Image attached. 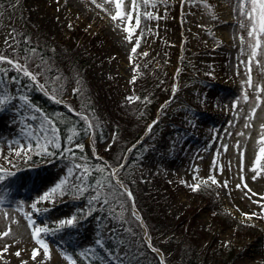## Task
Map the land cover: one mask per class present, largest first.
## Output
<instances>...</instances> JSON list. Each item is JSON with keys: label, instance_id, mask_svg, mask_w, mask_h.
<instances>
[{"label": "rangeland", "instance_id": "rangeland-1", "mask_svg": "<svg viewBox=\"0 0 264 264\" xmlns=\"http://www.w3.org/2000/svg\"><path fill=\"white\" fill-rule=\"evenodd\" d=\"M99 4H104L109 11H104ZM137 4L141 22L133 35L141 42L136 53L131 51L134 40L125 39L128 22L125 20L121 24L111 19L110 13L115 11L111 0H96V3L92 0H15L12 4L16 5L15 9H6L11 8L16 18L23 16L34 30L56 41H76L77 46H85L87 37L95 38L98 50L93 53L91 82L113 81L106 88L110 102L107 98L97 101L98 105H106L107 101L108 106L112 104L114 110L110 109L108 116L115 112L121 125L133 127L140 122L141 126L150 114L147 104H142L138 110L137 103L133 106L132 101H122L136 90L134 88L145 90L152 79L169 88V97L156 108L153 120L157 117L159 120L152 127L155 132L149 136V144L140 160L142 189L149 190L155 183L162 186L168 183L172 191L163 208L172 217H182L183 213L191 211L189 220L216 234L215 247H237L240 258L234 264H264V214H261L262 204L257 202H264V177L252 179L255 172L251 168L259 151V137L264 132L261 129L264 100L258 102L256 96L264 97V92L257 93L253 86L244 83L249 77L250 45L247 42V18L238 11L239 0H150L148 3L137 0ZM125 9L131 10V0H125ZM146 11L152 15L145 16ZM133 15L135 17L136 13ZM132 24L136 27L135 19ZM241 35L245 36L243 42ZM0 41L3 44L5 38ZM166 45L178 50L170 68L158 63V51ZM250 74L253 85L264 84V55L253 58ZM75 86V83L70 86L64 99L72 97L70 92ZM0 88L13 96L20 93L17 82L10 81L8 75L5 79L0 78ZM245 93L248 100L243 98ZM252 107H257L255 114L250 112ZM100 113L108 118L104 112ZM25 119L32 122L31 116ZM148 125L143 135L148 133ZM25 127L27 125L20 122V113L10 108L0 110V162L3 164L7 165L4 155H9L8 161L20 160L10 148L18 147L16 140L28 142ZM225 144L227 150L223 147ZM241 153H244L243 160ZM25 161L21 160V163ZM70 161L68 156L47 158L11 170L12 175L0 181V187H4L12 180L11 190L9 186L7 188L11 195H7L6 202L0 206V232L11 227L8 235L0 236V250L7 248V251H0V264H21V260L27 264H68L63 254L70 252L67 242L79 253L86 252L91 245L93 256L97 232L109 235L125 230L122 220H115L104 212L99 215V210H95L78 229L43 234L49 241L51 255L45 258L41 251L37 259L31 258L37 244L31 235L32 226L19 211V201L24 200L26 210L34 211L32 200L42 194L45 184L51 186L53 181L66 174L67 167L72 166ZM77 163L80 162L77 160ZM5 167L0 165V168ZM212 174L217 177L216 183L206 179ZM242 176L246 178L248 188L237 187ZM225 180L227 186L223 183ZM201 181L207 188L203 190L204 198L190 187ZM88 201V194L79 198L67 195L64 201L61 199L55 204L54 210L48 214L34 213L33 218L37 223H48L52 227V220L84 208ZM39 206L52 208L50 202H41ZM214 211L227 219L220 227L212 218ZM134 212L145 230L139 211L134 208ZM245 212L257 215L246 218ZM132 228L136 229V226L132 224ZM256 236L260 237L258 241ZM128 240L134 243L133 239ZM128 247L127 243L121 244L116 254L123 252L120 257L123 264H140L142 256L141 259L131 257ZM17 250L21 252L20 256H17ZM156 253L161 256L160 251ZM104 264L117 262L109 257Z\"/></svg>", "mask_w": 264, "mask_h": 264}, {"label": "trees", "instance_id": "trees-1", "mask_svg": "<svg viewBox=\"0 0 264 264\" xmlns=\"http://www.w3.org/2000/svg\"><path fill=\"white\" fill-rule=\"evenodd\" d=\"M14 1L0 0V40L5 38L3 44L0 41V53H7L12 56L19 53L20 57H23L26 50L29 57L33 55L37 57L35 63L39 64L43 61L44 66L50 70L53 78L58 79L63 86L64 98H66L65 96L69 92L70 86L75 83L76 86L73 88L79 89V92L73 93L71 89L70 94L72 97L65 100L71 102L77 111L73 112L68 107V104L65 105L53 101L47 94V90L42 91L40 88H34L23 77H21V81L26 87L20 88L17 83L20 93L26 92L30 99L48 114H61L58 117V127L60 129L59 140L62 147H71L77 153L79 162H87L92 166L93 170L89 173L88 179L85 181L86 184H91L94 188L95 180L103 175L95 168L96 163L107 165L119 161L126 164V167L120 173L121 179L134 193L131 198L126 194L112 193L107 187L102 189L103 192L110 193V203L103 210L100 208L95 210H99V215L104 212L108 216L111 211L112 215L110 217L115 218V220H122L126 227L122 233L113 231L109 235H103L104 245H96L95 254L90 257V260L81 256L72 245L67 243L69 251L77 259V264H104V261L111 257L108 255L109 250L116 253L123 243L129 245L128 253L131 257L134 256L141 259L142 256L143 261L140 264H158L159 255L154 252L152 247L148 246V241L145 239L146 233L147 237H150L153 241L155 248L161 252V256L166 257L167 264H234L240 258V253L236 250L237 247H215L213 241L216 238V234H213L212 230L199 227L189 220L188 214L191 215V211L183 213L182 217L174 218L163 208L168 194L172 191L168 183L165 182L164 186H162L163 184L155 183L149 190L142 189L144 183L139 178L140 160L149 144V136L155 132V129L152 128L143 137L142 135L148 123L155 118L156 108L169 97V88L157 84V79L154 81L152 79L145 90L134 88L136 90L127 95L122 101L125 103L132 101L130 104H133V106L137 103L138 110L142 104H147L150 106V114L145 117L141 126L140 122L134 124L133 127L119 124L118 116L114 115L115 112L114 114L111 113L112 118L108 116L110 109L114 110V108L112 104L108 106L111 98L110 95L106 94V88L113 81L91 82L90 74L94 67L93 53H97L96 50H98L95 38L87 37L88 44L85 46H77L76 41L69 43L48 38L45 34L34 30L23 16L19 18L14 16V11H12L16 6L12 5ZM8 7H11L12 10L11 8L6 9ZM10 37L13 39H9ZM33 48L37 50L35 53L31 51ZM177 51L172 46L161 47L157 54L158 63L165 66V68H170L174 64V58L178 54ZM182 65L185 66L184 63ZM0 66L4 65L0 64ZM156 71L153 70V72ZM9 73L16 75L13 69H9ZM48 75L49 72H46L45 78ZM6 76H3L4 79ZM161 86L164 87L162 90L159 88ZM130 97H140V99H130ZM144 97H148V100H145ZM99 98H107L109 102L107 101L106 105L99 103V106ZM101 111L107 114L108 118L100 113ZM79 113H83L87 120L80 116ZM113 115L115 116L114 120ZM134 119L138 122V119ZM88 120L94 122V127L91 129L88 128ZM73 128H75L74 132L71 130ZM69 135L74 137L71 144L67 140ZM77 142L84 143L85 148L75 149L74 145ZM134 143L137 144L133 147L132 144ZM131 146L132 148L129 149ZM95 150L98 152L99 158H97ZM4 158L7 161V165L2 162H0V165L2 167L7 166L5 168H9L10 171L41 161L39 156L33 155L32 161L27 160L21 163V160H11V164H9V155H4ZM48 159L50 160L51 158ZM206 189L201 186L195 192L204 198L205 191L203 190ZM101 200H103V197H101ZM88 203L89 201L84 207ZM121 208L124 211H121ZM134 208L139 211L145 230H143L137 217L132 215ZM222 217L217 211L213 212L212 218L218 227L222 226L227 220ZM132 224L136 226V229L132 228ZM134 230H136L135 233ZM244 235L247 236L248 234ZM128 238L133 239L134 243H130ZM256 238L258 241L260 237L256 236Z\"/></svg>", "mask_w": 264, "mask_h": 264}, {"label": "snow or ice", "instance_id": "snow-or-ice-1", "mask_svg": "<svg viewBox=\"0 0 264 264\" xmlns=\"http://www.w3.org/2000/svg\"><path fill=\"white\" fill-rule=\"evenodd\" d=\"M93 3H96V0H92ZM112 4H114L115 11L111 14V19L113 21H119L121 24L126 20L128 23L125 26L126 37L128 41H133L134 44L131 47V51L133 53L137 52V48L140 45V38L134 37V32L136 28L139 27L141 22V15L139 14L137 4V0H131V10L125 9V0H111ZM150 0H144V3H148ZM99 7L104 9V11L108 12L109 9L105 7L104 4H99ZM211 7V5H209ZM238 11L245 15L247 20L246 23L248 25L247 30V42L250 45V55L248 56L249 63V77L247 81H244L246 85L253 86L257 93L264 92V84L256 86L253 85L252 77L250 74V65L253 61L254 57H257L258 54L264 55V0H239V9ZM134 12L136 13L134 17ZM145 16H151V12H144ZM135 19V25L133 26L132 21ZM9 39H13L10 37ZM240 40L245 41V36L241 35ZM7 44V42H6ZM15 51V49H13ZM35 53L37 50L33 48L31 50ZM37 57L34 55L29 57L25 50V55L20 57L19 53L15 56L9 55L7 53H0V64L4 66H0V78L5 75H8V79L13 82H17L20 88L26 87L21 81V77L28 80L29 83L33 85L34 88H40L42 91L47 90V94L53 101L57 103H67L68 107L72 109L73 112H76L71 102H68L64 99L63 86L59 83L58 79H54L50 70L44 66V62L41 61L39 64L35 63ZM256 63H260L259 60H256ZM9 69H13L16 72V75H11L9 73ZM49 72L47 78H45V73ZM132 80L135 81L136 77L133 76ZM51 85V87H50ZM19 92V89H17ZM73 93H78L79 89L72 88ZM244 100H248L249 96L247 93L244 95ZM130 99L139 100L140 97H130ZM145 100H148V97H144ZM264 97L261 95L256 96V101H262ZM233 107H236L233 104ZM11 109L13 112L20 113V122L26 124L23 130L28 136V142L25 144L20 140H16L15 144L18 147H11L10 151L14 152L16 157L20 160H28L32 161L33 155L39 156L41 161L43 162L47 158L55 157L56 155H60L62 158L67 154L68 157L71 158V167H67L66 174L62 177H58L56 181L51 183V186L45 184L43 187L45 190L42 191V194H38L31 202V209L34 211H28L24 207L26 202L24 200H20L18 204L19 211L27 217V223L31 225V235L34 237L37 247H33L32 249V259H37V254L42 251V254L45 258L51 255L50 245L48 239L44 238L43 234L46 233H58L65 230H75L78 229L81 224L91 217L96 208H100L103 210L105 206H107L109 201V192H103L102 189L107 187L110 189L112 193H120L121 195L126 194L128 197H133L134 193L131 191L129 187L124 184V181L121 179L120 173L126 167V164L120 163L119 161L115 163H109L107 165L103 163H96L95 168L99 170L101 177L95 180V187L93 185L86 184L85 181L88 179L89 173L92 172V166L87 162L77 163V153L73 151L71 147L65 148L62 147L61 142L59 140V132L60 129L58 127L60 117V113L56 114H48L45 110L38 105H36L31 99L30 96L25 93H19L18 96H13L5 88H0V110ZM257 111V107H252L250 112L255 114ZM80 116L84 117L87 120V117L84 116L83 113H79ZM31 116L32 122L29 123L26 117ZM159 117L152 120V122L148 125L149 130L152 129L153 125L157 123ZM38 124V127H37ZM88 128L91 129L94 127V122L91 120L87 121ZM261 129L264 130V124L261 125ZM73 132L75 128L71 129ZM34 137V139H33ZM74 137L72 135L67 136V140L71 144L73 142ZM260 147L259 151L255 155V161L251 164L252 170L255 172L252 179H256L257 176L264 177V132L259 137ZM11 144L12 142L9 141ZM237 146L239 147V141L237 142ZM75 149H84V143H75ZM134 147V146H133ZM224 149L227 150L228 145H223ZM59 150V151H57ZM98 155V154H97ZM244 153H241V158L243 160ZM9 164H11V160H9ZM244 167H247L245 164ZM222 170V169H221ZM78 173V174H77ZM8 175H12L9 168H0V181H4ZM71 178V179H70ZM207 181H211L213 183L217 182V177L215 174L209 175ZM204 181L200 183H193L190 187L193 190H199ZM224 185L227 186L228 181L225 180ZM237 187H245L248 188L246 183V178L241 177V184H237ZM38 192L41 189H37ZM251 191V189H249ZM0 192L4 194H0V206H2L7 200V188L0 187ZM88 194L89 203L84 208H79L76 211H71L69 213L61 214L60 218H56L51 221L52 227L49 226L48 223H37L33 218L34 213H44L48 214L50 211L54 210L55 204L63 199L67 195H71L74 198H79ZM103 197V200H101ZM115 199V197H113ZM41 202H50L52 204V208L39 206ZM262 204L261 214H264V202L257 201ZM121 211H124L121 208ZM6 216L9 215L7 212L4 213ZM112 215V212H109V216ZM133 216H137L136 212H132ZM246 218L255 216L257 213H248L245 212L243 214ZM102 219V218H101ZM137 219H140L137 216ZM109 231H112L109 229ZM11 232V227L8 228L6 232H0V236H6ZM97 239L95 240L96 245L103 246L104 245V237L102 232H97ZM147 236V233L145 234ZM148 246L152 247L154 252L158 251L153 241L150 237H148ZM92 246L89 245V248L86 252H81V256H86L89 260L91 257ZM0 251H7V248H4ZM17 256L21 255V252L17 250ZM64 256L66 257L68 264H77V259L74 258L71 252L65 251ZM108 255L112 257L117 264H123V261L120 257L123 255L121 251L118 254L109 250ZM21 264H27L26 261L21 260ZM158 264H167V259L164 256H161Z\"/></svg>", "mask_w": 264, "mask_h": 264}, {"label": "bare ground", "instance_id": "bare-ground-1", "mask_svg": "<svg viewBox=\"0 0 264 264\" xmlns=\"http://www.w3.org/2000/svg\"><path fill=\"white\" fill-rule=\"evenodd\" d=\"M8 186H9V190H11V187H12V180L10 181V182H8L3 188H8ZM9 190H8V192H7V195H11V194H9ZM4 194V193H3Z\"/></svg>", "mask_w": 264, "mask_h": 264}]
</instances>
